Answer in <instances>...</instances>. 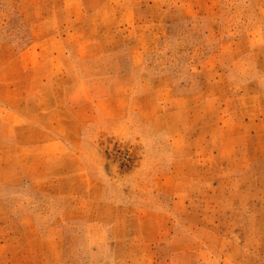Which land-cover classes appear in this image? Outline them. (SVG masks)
Returning a JSON list of instances; mask_svg holds the SVG:
<instances>
[{"label":"rangeland","instance_id":"1","mask_svg":"<svg viewBox=\"0 0 264 264\" xmlns=\"http://www.w3.org/2000/svg\"><path fill=\"white\" fill-rule=\"evenodd\" d=\"M0 264H264V0H0Z\"/></svg>","mask_w":264,"mask_h":264}]
</instances>
